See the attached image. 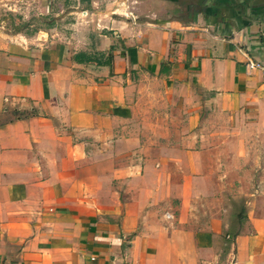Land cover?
<instances>
[{
	"label": "crops",
	"instance_id": "1",
	"mask_svg": "<svg viewBox=\"0 0 264 264\" xmlns=\"http://www.w3.org/2000/svg\"><path fill=\"white\" fill-rule=\"evenodd\" d=\"M0 10V264H264V0Z\"/></svg>",
	"mask_w": 264,
	"mask_h": 264
},
{
	"label": "built area",
	"instance_id": "2",
	"mask_svg": "<svg viewBox=\"0 0 264 264\" xmlns=\"http://www.w3.org/2000/svg\"><path fill=\"white\" fill-rule=\"evenodd\" d=\"M245 67L248 72H253L256 70L264 71V59L259 60V59H253L249 57L245 62Z\"/></svg>",
	"mask_w": 264,
	"mask_h": 264
},
{
	"label": "rangeland",
	"instance_id": "3",
	"mask_svg": "<svg viewBox=\"0 0 264 264\" xmlns=\"http://www.w3.org/2000/svg\"><path fill=\"white\" fill-rule=\"evenodd\" d=\"M177 1V0H176ZM180 3V2H179ZM175 5H178V2L174 3ZM181 4V3H180ZM5 13V14H4ZM5 18V19H3ZM8 21V14L6 12V10H4V12L2 10H0V25L4 22L6 23ZM15 23V22H14ZM17 26L15 25L14 27L11 26V28H16Z\"/></svg>",
	"mask_w": 264,
	"mask_h": 264
}]
</instances>
